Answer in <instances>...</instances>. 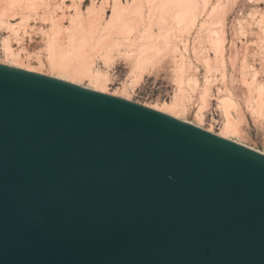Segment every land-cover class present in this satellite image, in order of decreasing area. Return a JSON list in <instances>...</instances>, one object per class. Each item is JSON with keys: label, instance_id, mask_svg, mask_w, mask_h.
Returning <instances> with one entry per match:
<instances>
[{"label": "water", "instance_id": "obj_1", "mask_svg": "<svg viewBox=\"0 0 264 264\" xmlns=\"http://www.w3.org/2000/svg\"><path fill=\"white\" fill-rule=\"evenodd\" d=\"M0 264H264V153L0 62Z\"/></svg>", "mask_w": 264, "mask_h": 264}, {"label": "rangeland", "instance_id": "obj_2", "mask_svg": "<svg viewBox=\"0 0 264 264\" xmlns=\"http://www.w3.org/2000/svg\"><path fill=\"white\" fill-rule=\"evenodd\" d=\"M0 62L76 73L264 152V0H0Z\"/></svg>", "mask_w": 264, "mask_h": 264}, {"label": "bare ground", "instance_id": "obj_3", "mask_svg": "<svg viewBox=\"0 0 264 264\" xmlns=\"http://www.w3.org/2000/svg\"><path fill=\"white\" fill-rule=\"evenodd\" d=\"M10 65H13V66H17V67H21V68H25V69H29V70H33V69H31V68H29V67H24V66H22V65H18V64H13V63H11ZM69 67V66H68ZM34 71V70H33ZM70 72V71H69ZM67 72H59V73H56V74H54V75H52V76H55V77H58V78H61V79H65V80H69V81H71V82H74V83H77V84H82V82L77 78L78 76H76L75 77V75H76V73H75V75L73 76V75H71V76H73V77H71V76H68L67 74H66ZM80 76V75H79ZM83 86H85V85H83ZM86 87H90V86H86ZM90 88H92V87H90ZM93 89H96V90H100V91H104V92H106V90L105 89H100V88H94L93 87ZM112 94H114V93H112ZM114 95H116V94H114ZM119 96V95H118ZM121 97H123V96H121ZM124 98H126V99H128L127 97H124ZM147 106H150V107H152V108H155V109H158V110H161V111H164V112H166V113H168V114H170V115H173V116H175V117H177V118H180V119H182L180 116H179V113H177L176 111H174V109L172 108V107H168L166 104L165 105H162V106H160V105H147ZM184 120V119H183ZM185 121H187V120H185ZM190 122V121H189ZM193 123V122H192ZM210 131V130H209ZM228 132H226L225 134H219V135H221V136H224V137H227V138H229L228 137V134H227ZM231 139V138H230ZM233 140V139H232ZM237 141V140H236ZM237 142H239V141H237ZM240 143V142H239ZM258 150V149H257ZM258 151H261V150H258ZM261 152H263V151H261ZM264 153V152H263Z\"/></svg>", "mask_w": 264, "mask_h": 264}]
</instances>
